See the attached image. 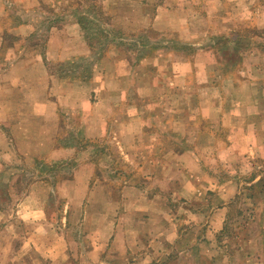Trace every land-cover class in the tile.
I'll use <instances>...</instances> for the list:
<instances>
[{"label": "crops", "instance_id": "1", "mask_svg": "<svg viewBox=\"0 0 264 264\" xmlns=\"http://www.w3.org/2000/svg\"><path fill=\"white\" fill-rule=\"evenodd\" d=\"M78 1L81 2V0ZM92 1L87 3L91 5ZM117 2H119V6H117ZM98 4V8L92 6L94 9H91L94 14H98L95 18L103 16L104 27L111 25L110 16L113 14L126 19L122 15L123 4L143 8L144 12H148L147 16L142 14L143 19L137 18L135 24H131V27L136 28L134 30L136 35H133L135 41L131 39L130 42L135 43L136 48L140 46L143 51L128 52L127 59L123 58L122 60L129 61L130 57L134 58L137 63L136 69L140 65H147L148 61H155L154 65L157 61H173L169 64L166 72L169 79L165 81V86H160L158 83H162V80H157V83L151 85L152 90L163 87V90L170 92H186L194 82L193 85L196 86L198 83L200 90L209 88L211 85L201 82L200 79L215 75L212 72L214 69H209L208 66L219 67L218 62L229 60L227 55L224 56L227 46L240 41L239 32L234 29H248L249 25L264 29V25L259 24V20L255 19V14L258 11L264 14V0H99ZM64 9L66 11L49 6L47 0H0V95L4 94V97L0 98V109L11 110L9 115L2 114L3 117L0 116V143H3L4 148L7 145L6 149L11 155L8 147L13 146V144L11 145V136L13 135L9 130V126L12 125L15 126L14 129L27 132L26 135L18 137V140L26 143L27 147L30 144L34 146L33 151L27 149L31 155L33 152L35 156L39 155L50 159H60L63 155H69V148L59 145L61 138L59 103H63L64 98L76 96L79 85L86 88L91 87L90 91L93 92L109 93V97L106 99L109 115H106L104 123L107 126L112 124L115 127L120 126L118 128L120 132L114 134V140L122 144V147L117 150L122 165L119 167L115 165L119 170L121 169L117 170L115 177L123 181V191L115 193L117 188L121 187L117 181H104L99 186L91 185L95 180L96 171H98L97 157L81 165H74L77 166L78 176L86 170L91 172L87 182L84 183L86 196L83 202L86 201L93 205L94 200L98 199L103 205L99 209L101 211L87 217V221L91 220L90 226L101 227L88 233L94 243L88 247L85 256L80 258L78 264H227L228 262L234 264L236 260H238V264L255 263L257 254L254 255L253 247L250 246L251 240L242 246L243 244L240 243L242 240L235 241L238 237L237 233H230L231 235L228 237L231 245L236 248L229 251V247H225V243L221 244L225 236L224 227L233 218L232 208L233 204L235 205L236 196L224 198L215 192L216 202L219 204L215 205L206 217L204 226L207 227L200 230L183 229V220L186 216L179 214L182 207L192 209L197 220L201 221L206 208H208L205 204L211 201V197H208V195H212L209 191L211 188L206 183L208 177L211 180L214 178L208 173L213 169L203 163L206 153L200 145L205 133H208L209 136L210 131L208 129L203 131L205 129L200 126V123H205V120L206 123L212 121V117H216L217 114L212 112L206 116L204 107L207 104L203 101L200 105L197 104L196 115L191 118L193 122L190 121L195 126L199 125L200 128L192 139L186 133L180 134L170 127V120L173 123L175 117L172 120L164 116L167 113L165 112L167 104L164 102L155 101L149 105L128 103L127 94L129 91L131 92V89L128 86H122L123 79L119 80L116 76L132 78L133 75L140 74L139 70L133 69L134 71L129 72L120 70L119 73L118 69L120 68L117 69V64L114 70L106 67L103 74L113 73L112 80L116 79L113 84L102 83L100 80L101 83L96 82L97 79L93 74L95 64L93 67L89 66L88 77L83 79L85 80L83 82L79 81L82 78L79 70H68V76H64L62 74L64 67H68V65L72 68L77 67L73 64L81 62V58L85 61L88 60L94 51L89 42L76 43L77 39L67 36V32L69 33L71 29L82 30L75 14L84 13L85 8L70 9L66 6ZM86 9L91 12L89 7ZM61 11L64 12L66 18L64 31L60 32L61 26L57 23V34L51 33L48 36V31L55 28L54 23L62 14ZM37 13L42 16L43 14H53L54 17L41 20L38 29L39 36L35 33L36 25L26 20H31L30 16ZM67 13L69 16L65 15ZM240 14L245 15L242 20H238ZM246 14H250L251 19L248 17V21H243L247 17ZM239 23L240 25H238ZM122 24L123 20L119 25ZM216 30L222 32L218 33ZM144 33L149 36L139 37L141 35L138 34ZM158 36L161 37L160 40L157 38L154 41ZM37 37L39 40H36ZM83 39H86L85 34H83ZM143 39L146 42L142 43ZM223 39H228V41L221 43ZM121 40L125 41L123 37ZM124 44L120 43L122 46ZM259 45H264V42ZM77 46H86L87 53L90 54L83 57L77 56L75 54ZM148 46H150V51L145 52ZM252 47L254 48L252 43L249 46L241 47L242 50H248L247 53L245 52L246 55L244 54L240 59L243 61V65L236 71L226 73L225 79L220 84L212 85V89L220 88L222 92L223 87L229 84L241 90L250 88L252 91L260 90L263 87L264 66L259 71L262 78L255 81L254 79L249 80V77L251 78L249 73H254L255 69L253 67L251 70L252 68L247 63L250 60L251 62L255 61L253 57L255 54H251L252 52L249 51ZM111 53L112 51L109 50L103 56L109 60L111 56H108ZM260 53L261 55L257 56L258 61L261 59L264 61L263 48ZM124 54L126 55V53ZM202 62L206 64L203 67L201 66ZM119 66L121 67V64ZM128 67L129 70L132 69L130 65L125 69L128 70ZM150 70L152 69L149 67L147 71ZM156 70L154 69V71ZM143 76L148 78L149 75L144 72ZM181 78L187 88L181 87V84H174L176 79ZM35 92L43 95H38L35 100L29 101L30 103L17 101V97L15 98L17 93L20 95V93ZM53 92H56L57 97L55 111L52 108L54 103L49 99V95ZM70 103L74 104L73 100ZM259 103L264 105V100ZM4 104H6L5 108ZM220 104L218 117L224 116V110L227 108L226 105ZM253 105H255L254 107L258 106L257 101ZM17 108H29L28 110L31 111L34 108H37L38 111L44 109L45 113L40 117L38 115L41 111L37 112L35 117L33 116L30 120V116L23 112L21 116L29 118L25 121L21 116H16ZM50 113L51 118H49ZM119 118H121L120 122H118ZM262 118L259 116V123ZM87 123L90 124L89 121ZM104 123H99L96 127L83 126L81 130H77V133L79 132L78 135L83 136L85 127L87 138L101 139ZM189 125L191 124L189 123ZM39 126H42L41 131H39ZM249 134L254 136H248L249 140L256 139L259 136V131L249 132ZM38 137L39 139L35 140ZM191 139L194 142L189 143L188 141ZM149 143L153 148H149ZM252 145L254 149L250 148L251 153L246 152V155L257 153L264 158V144L259 146L253 143ZM22 148L26 150V146ZM218 150L220 148L215 149V152L211 154L215 164H218L217 157H221L220 153H224V151ZM86 163H88L87 166H83ZM83 168L86 169L82 171ZM129 169L132 174H128L126 171L124 175L122 171ZM98 180L97 182H99ZM203 181L206 183L203 184ZM71 184L76 185L73 181ZM220 185L217 181L216 191L224 187L223 183ZM96 190L102 193L96 196ZM122 219H126L127 222L129 219L131 224L119 223V220ZM140 224L142 228L137 226ZM260 243L263 250L259 253H263L264 235H262ZM225 248H227L226 251ZM51 259L59 263L61 258L56 256ZM262 260L261 264H264V257Z\"/></svg>", "mask_w": 264, "mask_h": 264}, {"label": "rangeland", "instance_id": "2", "mask_svg": "<svg viewBox=\"0 0 264 264\" xmlns=\"http://www.w3.org/2000/svg\"><path fill=\"white\" fill-rule=\"evenodd\" d=\"M47 1L49 6L66 11L64 8L71 1L75 0ZM83 1V4H87L89 0ZM95 1L99 2V0ZM83 4L81 3L82 6ZM117 6H119V2H117ZM98 7L99 4L96 5V8ZM122 7V15L126 18L125 20L121 16L118 17V15L114 16L113 14V16H110L112 19L111 25L106 27L103 24L101 27H98L93 23L86 31L75 28L69 30V33L67 32V36L75 40L77 39L76 43L89 42V44H92L94 51L88 60L85 61L81 58V62L73 64L77 65V67L72 68L70 65L64 67L62 74L68 76L70 70H79V74L82 77L79 81L83 82L85 81L83 79L88 77L87 73L90 71L89 66L93 67V64H95L93 74L95 76L94 78L97 79L96 82L101 81L102 83L113 84L116 80H112L114 74H103L106 67L109 69L113 68L114 70L117 64V69L120 68L118 69L119 73L120 70L124 72L139 70L140 74L137 76L132 74V78L116 76L119 80L123 79L121 82L122 86H128L131 89V92L129 91L127 94L128 103L133 102L135 104L149 105L155 101L164 102V104H167V110L165 111L167 113L164 116L172 120L175 117L173 123L170 120V127L180 134L186 133L192 139L196 136L200 126L205 129L203 131H207L208 129L210 131L209 136L207 135L208 133H205L200 145L206 153V157H203V163L213 169L208 173L214 178L211 180L208 177L207 183L205 181L202 182L211 188L209 191L212 195H208V197H211V201L205 204L208 208H206L204 218L201 221L199 219L197 220L192 209L182 207L179 210V214L180 216H186L183 220V229L200 230L203 227H207L204 226L205 220H207L206 217L212 211L213 207L219 204V202H216L215 192L224 198L236 196L235 205L233 204L232 208L233 218L224 227L223 233L225 236L221 244L225 243V247L228 246L229 251L234 250L233 248L236 247L231 245L228 236L231 235L230 233H237L238 237L235 241L242 240L240 241L243 244L242 246H244L245 242L247 243L248 240H251L250 246L253 247L254 255L257 254L255 263L261 264L264 257V252L259 253L263 250L260 240L262 235H264V158L263 156L257 155V153H254V155H246V152L251 153L250 148L254 149L253 143L259 146L264 144V105L259 103L264 100V85L260 90L253 91L250 88L241 90L238 87H233L232 84L225 85L222 92L220 88L212 89L211 87L212 85L220 84L225 79L226 73L236 71V69L243 65V61L240 59L243 58L242 56L248 50H242L241 47L249 46L250 43L253 44L254 48L252 47L249 51L252 52L251 54H255L253 56L255 61L251 62L250 60L247 63L252 68L251 70H253V67L255 69L254 73H249L251 75L249 80L254 79L255 81L262 78L260 77L261 74H259V71L264 66V61L263 59L258 61L257 56L258 54L261 55V49H264V45H259L264 42V29L262 27H254V25H249L248 29H234L236 31L238 30L240 41L237 44L231 42L233 46L228 45L226 50L224 49V56L227 55L229 60L218 62L219 67L208 66L209 69H214L212 72L215 75L201 77L200 79L201 82L210 84L211 86L209 88H202L200 90L198 83L195 86L193 85L195 82L193 84L188 82V84H191V87L186 92H170L162 88L165 86V81L169 79L166 76V72L169 64L173 61H157L156 65H154L155 61H148L147 65H140L136 69L137 63L134 58L130 57L129 61L122 60L123 58L127 59L128 52L136 53L143 51L140 46L136 48L135 43L130 42L132 41L131 39L135 41L133 35H136L134 31L136 28L131 27V24H135L137 18L143 19L142 14L147 16L146 13H148L144 12L143 8H136L130 4H123ZM61 12L62 14L58 16L54 23L55 28L48 31V36L51 33L57 34V23L61 26L60 32L62 30L64 31L63 27L66 25V18L64 12ZM68 14L65 15L69 16ZM246 15L247 17L243 21L249 20L248 17H250V14ZM255 15V19L259 20V24L264 25L263 12L258 11ZM243 16L245 15L240 14L238 20H242ZM30 17L31 20H26L36 25L37 30H35V33L38 34L37 36H39L38 29L41 25V20L54 18L53 14H43L42 16L38 13L35 15L32 14ZM92 17L93 15L90 14V20L94 19ZM100 17L103 18L102 16ZM122 20L123 24L119 25ZM216 32L220 33L222 31L216 30ZM83 34H85L86 39H83ZM104 34H109L108 39ZM138 35H141L139 37L149 36L146 33ZM122 37L125 41L121 40ZM157 38L160 40L161 37H155L154 41ZM36 40H39V37ZM110 40L112 42H108ZM225 41H228V39H223L221 43ZM121 42L125 43L124 46L118 45ZM144 42L146 40L143 39L142 43ZM77 47L75 50L77 56L83 57L84 55L88 56L90 54L87 53L88 48L86 46ZM109 50L112 53L108 56H111V59L108 60L103 55ZM146 51H150V46L145 49ZM120 60L122 62H119ZM119 64H121V67ZM201 64L202 67L206 65L203 62ZM129 65L132 66V69L129 70L130 68L128 67V70H126L125 67ZM149 67L152 70L148 72L147 69ZM154 69L157 70L154 71ZM255 70H257L256 73ZM144 72L148 73V78L143 76ZM157 80H162V83L158 84L163 87H157V89L152 90L151 85L157 83ZM183 81V78L176 79L174 84H181V87L187 88ZM90 89L91 87L86 88L83 85H79L76 96L72 98L70 96V98H67L68 100L64 98L63 103H59L58 105L59 127L61 132L59 145L60 147L69 148V155H63L60 159H50L49 157H40L39 155L35 156L33 152L31 155L27 149H32L33 151L34 146L30 144L27 147L26 143L18 140V137L26 135L27 132L17 128L14 129L15 126L12 125L9 126V130L11 135H13L11 136V145L13 144V146L8 147L11 155L8 153L9 150L6 149L7 145L4 148L3 143H0V264H78L80 258L85 256L88 247L94 243L93 239L88 236V233L91 231L94 232L95 229L101 227H96L95 225L94 227L90 226L91 220L87 221V217L97 211H101L99 209L103 205L98 199L94 200L93 205L86 201L83 202L86 196L84 183L87 182L91 172L88 170L83 171L86 169L83 168V173L78 176L77 166L75 167L74 165H81L97 157L99 161L98 171H96L95 180L91 185L99 186L104 181H117L121 184V187L117 188L115 193L123 191V181L115 177L117 172L121 170L115 167V165H118V167L122 165L120 162V154L117 153V150L122 147V144L114 140V134H119L120 131L118 128L120 126L115 127L114 124L107 126L104 123L106 115H109V108L106 102L109 93H104V91L93 92ZM38 95L43 94L35 92L20 93L19 95L17 93L15 98L17 97V101L30 103ZM49 96L50 101L54 103L52 108L55 111V103H57L56 92L51 93ZM1 97H4L3 93H1ZM71 100H73L74 104L70 103ZM255 100L258 103L256 107L253 105L256 102ZM202 101L207 104L204 107V114L207 116L214 112L217 116L212 117V121H208V123L205 120V123L202 122L200 126H195L191 123V121L193 122L191 118L196 115L197 104L200 105ZM220 103L226 105L227 108L224 110L225 115L218 117L220 114L218 111L220 110ZM5 107L6 104H4ZM37 108H34L32 111L28 110L29 108H17L15 113L19 117L25 112L30 116V120H32L33 116L35 117V114L41 111V109L38 111ZM9 113H11V110L0 109L1 117H3L2 114L7 116ZM44 113L45 110L43 109L38 116L41 117ZM50 116L51 113L49 114V118H51ZM259 116L263 117L260 123L258 122ZM21 117L25 121L29 119L28 117ZM15 120L17 119L15 118ZM120 120L121 118L118 119V122ZM99 123H104L101 131V139H92L94 137L87 138L85 136L87 135L85 127L87 125L96 127ZM83 126H85L83 128L84 134L83 136H79L77 130H81ZM39 128V131H41L42 126H39ZM253 131H259V136L256 139L251 138L249 140L248 136L254 137L252 134H249V132ZM104 135L108 136L104 138ZM38 139L39 137L35 140ZM192 139L188 142H194ZM149 145L150 149L153 148L150 143ZM23 146H26V150H23ZM217 148H220L218 151H224V153H220L221 157H217L218 164H215L211 154ZM225 148L227 149L226 151ZM257 148L259 147L257 146ZM211 162H213L212 165H210ZM87 164H83V166H87ZM126 171L128 174H132L129 169L122 171L124 175ZM255 177L257 178L253 181ZM96 179H100L98 180L99 182ZM72 181L76 185H72ZM217 181L219 186H221V183L224 185L218 191H216ZM101 193V191L96 190L95 195L99 196ZM119 223L131 224L129 219L128 222L126 219L119 220ZM137 226L142 228L141 224ZM224 250L226 251L227 248ZM56 256L59 259L61 258L59 263L51 259ZM238 263V260H236L234 264ZM246 263L249 264L248 262ZM227 264L233 263L228 262Z\"/></svg>", "mask_w": 264, "mask_h": 264}, {"label": "trees", "instance_id": "3", "mask_svg": "<svg viewBox=\"0 0 264 264\" xmlns=\"http://www.w3.org/2000/svg\"><path fill=\"white\" fill-rule=\"evenodd\" d=\"M90 1V0H89ZM88 2V1H87ZM81 3H82V1L80 2V1H78V0H75V1H71L70 3H69V5H68V8H70V9H72V8H74V9H77V8H79L80 10H81V8L82 7H84L85 8V12L83 13V12H79V13H76L75 15V17H76V19L79 21V24H81V29L83 30V31H86V29H88L89 28V26L91 25V24H95V25H97L98 27H101V24H102V19L103 18H99V17H96L95 18V16H98L96 13L94 14V12H93V10L92 9H94L92 6H95V8H96V5H97V2L95 1V0H93L92 1V3H91V5H89L88 3L87 4H83V6L81 5ZM89 7V9L91 10V12L89 11L88 12V9H86V8H88ZM92 8V9H91ZM90 14H92L93 15V17H94V20H90L91 18H90ZM103 17V16H102ZM99 19V20H98ZM100 21V22H99ZM108 35L109 34H104V36H106L107 38H108ZM113 41H115L114 39H113ZM118 45H120V44H118ZM90 46L92 47V44H90ZM94 49V48H93ZM257 177H255V178H253V181H255V179H256Z\"/></svg>", "mask_w": 264, "mask_h": 264}]
</instances>
